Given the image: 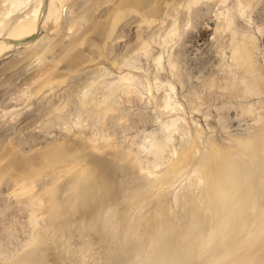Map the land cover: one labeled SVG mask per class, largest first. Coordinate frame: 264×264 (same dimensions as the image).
<instances>
[{"label":"bare ground","instance_id":"obj_1","mask_svg":"<svg viewBox=\"0 0 264 264\" xmlns=\"http://www.w3.org/2000/svg\"><path fill=\"white\" fill-rule=\"evenodd\" d=\"M197 1L189 0L183 7L189 11ZM75 2L0 0V59L11 49L29 51V58L38 59L54 43L63 38L68 41L49 61L38 64L27 101L43 89L51 94L54 87H62L69 73L81 65H104L105 44L128 17L139 19L138 28L162 24L170 6V0H89L73 14L70 7ZM102 7L111 9L104 19H98L96 13ZM175 23L172 18L160 37L161 46L175 36ZM228 27L229 21L224 32ZM139 42V49L147 56L148 40L140 38ZM45 45L49 46L40 54ZM254 53L251 38L235 45L232 61L242 77L239 83L224 80L220 90L225 95L245 99L258 93ZM160 57L151 58L157 69ZM172 64L168 65L174 70ZM109 67L117 71V82L96 81L77 100L78 108L99 122L113 114L117 104L112 106L108 101L116 89L122 88L127 96L139 90L136 75H124L114 64ZM102 69L104 76L112 72L105 66ZM101 90L109 100L90 102L84 98ZM161 106L171 109L167 94L161 97ZM259 107L260 111L252 106L245 109L256 124L253 132L243 139H233L226 149L207 138L203 154L194 145V134L180 131V118L158 123L161 138L144 139L136 155L114 148L108 139L99 142L98 137L97 141L84 138L69 128H65L63 140L39 150L24 152L11 143L4 145L0 149V182L9 177L17 190L15 198L24 197L31 239L18 255L0 264H264V103ZM54 110L60 113L62 108ZM3 112L9 117L18 111ZM194 132L200 139L196 128ZM188 134L190 138L180 143L177 151L172 146L174 137ZM141 154L149 156L155 169L159 168L157 173L141 165ZM183 160L185 165L172 171L171 167ZM189 163L193 169L185 172ZM170 169L187 185L172 195V205L165 206L168 194L162 186L169 183L170 176L163 175ZM54 172L62 175L35 194L36 181Z\"/></svg>","mask_w":264,"mask_h":264},{"label":"rangeland","instance_id":"obj_2","mask_svg":"<svg viewBox=\"0 0 264 264\" xmlns=\"http://www.w3.org/2000/svg\"><path fill=\"white\" fill-rule=\"evenodd\" d=\"M187 1L189 0H170L163 23L152 25L153 27L141 25L138 28L139 19L128 17L117 25L112 37L105 44L104 65H81L87 69H81L80 66V72V69L71 71L62 87H54L51 94L43 89L28 101L25 98L34 86L31 84L37 68L40 67L38 64L49 61L51 56L57 54L55 52L61 51L63 45L66 47L68 41L63 38L60 43L57 42L58 46L57 43H54L55 46L51 45L50 50L43 53L44 57L40 56L43 60L41 63L40 57L29 58V51L22 53L19 49L8 50V55L0 59V149L11 143L24 152L39 150L63 140L66 137L65 128H69L74 133L79 131L84 138L94 137L97 141L98 137L99 142L108 139L114 148L136 155L144 139L161 138L159 124L172 118L182 119L179 124L180 131H188L192 136L194 134V145L201 153H204L203 144L207 138H211L210 141L219 148L226 149L233 139H243L253 132L256 124L251 118L253 116L246 115L245 109L252 106L260 111L259 105L264 103V31L260 30L264 24V0H242L243 3L240 0H198L190 7V13L183 7ZM87 2L89 0H76L70 11L77 13ZM110 9L102 7L96 13V18L104 19ZM172 18L176 20V34L172 40L161 46V38L169 28ZM228 21L229 27L224 32ZM140 38L148 40L147 56L139 49ZM247 38H251L255 46V76L259 78V91L249 98H240L238 95L231 98L230 95H225V91L220 90V86L226 79L239 83L242 75L240 69L233 64L232 50L237 43ZM48 46L41 47L40 54ZM51 51L53 54H49ZM158 55L161 56L159 69L151 60ZM169 63L176 71L169 68ZM109 64L123 70L120 72L124 75H136V90H139L136 93L138 95L131 94L129 97L123 93L122 88H118L112 94L114 98L110 96L111 99H106L107 96L104 97L105 92L102 90L91 95V98L87 92L89 95L86 93L88 96L84 98H89L90 102L110 99L108 103H112V106L117 104L113 106V114L99 122L93 115L85 114L78 108L77 100L96 81H105V84L117 82V71L112 70ZM60 66L63 68L58 65ZM104 66L110 68L108 72L112 71L108 76H104ZM166 94L170 106H173L171 109L161 106V97ZM55 108H62L64 112L61 110L57 113ZM11 109L17 110L15 114L21 115L17 119H12L15 114L4 117L3 111ZM195 128L200 139L195 135ZM262 128L264 129V124ZM189 134L183 137L178 135L179 138L175 136L172 146L178 151L180 143H185L190 138ZM200 152L196 155H201ZM143 155L145 154L138 157L142 161L141 165L157 173L159 168L155 169L156 165L151 163L149 156ZM183 162L180 164L178 161L177 167H171L172 171L181 169L185 165L184 160ZM191 164L185 168V172L193 169ZM172 171L170 169L163 175L165 178L170 176L169 183L162 186L168 194L165 206L172 205V195L181 186L187 185V181L175 176ZM54 173L43 175L36 181L35 194L52 186L56 176L60 173L58 176L62 175V172ZM15 188L9 177L5 176L0 182V261L18 255L31 239L28 228L29 211L25 208L24 197L15 198Z\"/></svg>","mask_w":264,"mask_h":264},{"label":"snow or ice","instance_id":"obj_3","mask_svg":"<svg viewBox=\"0 0 264 264\" xmlns=\"http://www.w3.org/2000/svg\"><path fill=\"white\" fill-rule=\"evenodd\" d=\"M260 30L264 31V24L261 25Z\"/></svg>","mask_w":264,"mask_h":264}]
</instances>
